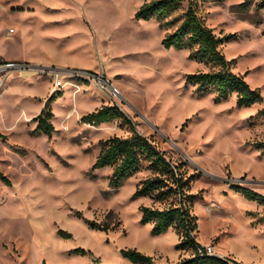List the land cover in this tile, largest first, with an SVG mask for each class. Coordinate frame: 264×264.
Segmentation results:
<instances>
[{
	"label": "rangeland",
	"instance_id": "1",
	"mask_svg": "<svg viewBox=\"0 0 264 264\" xmlns=\"http://www.w3.org/2000/svg\"><path fill=\"white\" fill-rule=\"evenodd\" d=\"M241 1L198 0V7L218 34L237 32L222 49L235 59L233 70L260 88L262 100L251 105H238L235 92L221 101L214 91L199 94L186 74L210 67L188 49L166 47L167 29L156 18L135 16L144 0H0V51L52 56L64 65L17 58L33 68H88L110 77L121 90L113 102L135 128L195 173L197 239L217 254L264 264V204L231 187L264 193V148L254 144L264 142V7L242 11ZM187 6L182 0L180 11ZM51 80L48 73L15 72L0 88V264H87L96 257L133 264L121 253L128 247L163 263L190 256L192 249L176 247V227L154 234L152 223L141 221V204H168L135 194L151 174L146 164L117 186L109 183L112 165H93L101 138L130 134L122 119L81 120L112 103L107 93L80 79L66 82L51 91H61L51 102L53 134L32 132Z\"/></svg>",
	"mask_w": 264,
	"mask_h": 264
},
{
	"label": "trees",
	"instance_id": "2",
	"mask_svg": "<svg viewBox=\"0 0 264 264\" xmlns=\"http://www.w3.org/2000/svg\"><path fill=\"white\" fill-rule=\"evenodd\" d=\"M257 9L264 7V0H242L237 6L247 11L252 4ZM182 0H144L135 12L137 18H156L161 27L167 29L162 39L166 47L185 48L191 58L208 65V70H199L186 74L187 81L196 85L199 94L215 92L216 101L229 98L234 92L238 105H251L262 100L259 87H253L246 79L245 73L233 70L234 58H228L222 49V44L236 37L232 31L218 34L210 26L206 18L199 12L198 0H188L184 11ZM262 33L264 34V28ZM55 91V90H54ZM52 92L41 111L33 117L37 121L33 133L41 132L49 136L56 127L53 122L55 113L51 102L61 91ZM264 114V107L260 109ZM122 119L130 127V134H114L100 139V151L94 162L95 167L112 165L109 183L117 186L127 177L133 175L146 164L151 174L141 179L136 187V195H147L155 200H167L163 207L141 204V221L152 223V232L160 234L171 227H176L180 239L176 244L178 249H192L190 256L182 257L175 263H163L155 257L135 247L122 248L121 253L128 257L133 264H247L232 257L219 256L201 251L204 245L197 239L198 215L193 211L195 194L191 191L195 173H188L183 162H176L161 149L151 137L138 131L127 113L117 104H103L81 116L83 122L100 125L103 122ZM257 147L264 148V142L255 141ZM231 187L241 192L249 199L264 204V193L238 183ZM91 225L109 229V223ZM66 236L70 233L61 230ZM77 250L86 251L84 248ZM87 264H118L103 263L97 257ZM256 264V263H254Z\"/></svg>",
	"mask_w": 264,
	"mask_h": 264
},
{
	"label": "built area",
	"instance_id": "3",
	"mask_svg": "<svg viewBox=\"0 0 264 264\" xmlns=\"http://www.w3.org/2000/svg\"><path fill=\"white\" fill-rule=\"evenodd\" d=\"M28 70H32L39 74L48 73L52 79V90H57L63 87L66 82L76 83L74 82L75 79H80L83 82L96 85L101 89V91H104L110 96L113 104L118 105V103L113 102V98H119L121 96V90L116 84L111 81L110 77L106 76L102 71H95L88 68L78 67H70L66 68L65 70H61L59 68L48 65H40L36 68H33L30 63L25 60L8 58L3 56L2 54H0V88L15 72H23ZM203 245L204 248L200 249L202 252L206 251L210 254H217L215 253L214 246L212 244Z\"/></svg>",
	"mask_w": 264,
	"mask_h": 264
},
{
	"label": "crops",
	"instance_id": "4",
	"mask_svg": "<svg viewBox=\"0 0 264 264\" xmlns=\"http://www.w3.org/2000/svg\"><path fill=\"white\" fill-rule=\"evenodd\" d=\"M0 53L1 54H3L5 57H8V58H22V59H28V58H35L37 61H43V63H48V64H56V65H60V66H62L63 64L62 63H60L59 61H58V59L56 58V57H52V56H30V57H24V56H12V55H7L6 53H4V52H2V51H0ZM64 66V65H63ZM51 91H52V88H50L48 91H47V93L45 94V95H43V97L41 98L42 99V103H41V105L39 106V108L35 111L36 113L32 116V117H34L36 114H38L40 111H41V109H42V107L44 106V104H45V102H46V98L49 96V94L51 93ZM100 92H99V94L101 93L102 95H106V93L105 92H103V91H101V90H99ZM100 94V95H101ZM95 99V98H94ZM43 104V105H42ZM96 109V108H95ZM92 110H94V109H92ZM91 111V110H90ZM55 117V116H54ZM54 119V118H53ZM32 122H33V125L34 126H36V124H37V121L36 120H32ZM177 262V261H176Z\"/></svg>",
	"mask_w": 264,
	"mask_h": 264
},
{
	"label": "water",
	"instance_id": "5",
	"mask_svg": "<svg viewBox=\"0 0 264 264\" xmlns=\"http://www.w3.org/2000/svg\"><path fill=\"white\" fill-rule=\"evenodd\" d=\"M218 255H220V254H218ZM220 256H222V255H220Z\"/></svg>",
	"mask_w": 264,
	"mask_h": 264
}]
</instances>
